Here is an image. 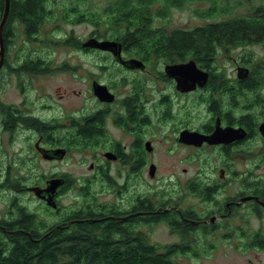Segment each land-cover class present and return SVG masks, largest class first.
<instances>
[{
	"label": "flooded vegetation",
	"instance_id": "af4514ba",
	"mask_svg": "<svg viewBox=\"0 0 264 264\" xmlns=\"http://www.w3.org/2000/svg\"><path fill=\"white\" fill-rule=\"evenodd\" d=\"M10 21L11 10L6 23ZM18 24L23 23H11ZM7 33L0 74L12 70L20 75L21 100L8 103L0 97V132L8 134L11 145L16 143L0 162V200L6 210L0 214L1 230L8 232V222L30 215L46 226L43 244L46 237L72 235L95 223L111 231L112 250L125 252L141 240L168 255L171 264H183L184 258L213 264L218 250L240 252L236 264H259L252 254L264 253V57H233L230 68V61L220 56L231 58L236 47L264 46V41L219 47L203 62L178 60V51L175 58L143 55L126 50L120 40L97 35L88 39L117 40L122 49L102 50L84 46L88 39L82 44L76 40L84 53L104 54L99 69L108 80L93 72L88 92L73 89L75 104L69 110L51 94L39 89L35 94L31 78L76 68L32 53L13 63L9 46L14 40ZM39 38L26 35L28 42ZM190 60L207 79L181 90L178 74L172 76L168 66ZM58 90L59 99L69 94ZM182 97L193 100L196 117L178 125ZM189 133L196 139L184 141ZM178 143L194 151L211 150L223 162L210 167L199 161L197 174L186 180L178 179V171L161 174L165 165L157 159L158 147L175 155L171 166L178 169ZM69 159L78 166L88 163L87 172L58 169ZM38 160L50 167L41 177ZM70 195L73 199L64 202ZM44 196H51V202ZM35 227L31 223L26 232L31 235ZM160 233L169 239H160Z\"/></svg>",
	"mask_w": 264,
	"mask_h": 264
},
{
	"label": "trees",
	"instance_id": "16d2710c",
	"mask_svg": "<svg viewBox=\"0 0 264 264\" xmlns=\"http://www.w3.org/2000/svg\"><path fill=\"white\" fill-rule=\"evenodd\" d=\"M105 1L100 9L71 8L64 17L71 20L70 17H75L74 21L87 20L102 27L101 32H97L98 37L120 40L126 50L143 55L161 53L170 58H175L178 51V60L195 57L207 62L219 47L232 48L264 41V5L254 7L247 14H232L231 8L222 6L219 0H204L211 4L203 17L231 14L193 28H170L168 24L158 22L167 21L173 8L202 0ZM52 3V0H11V21L23 23L27 37L34 38L54 15ZM5 6L6 0H0V22ZM11 21L5 23L4 28V32L8 30V38L16 29ZM88 127L92 128L93 124ZM31 223L36 227L30 235L26 231H30ZM42 223L24 215L20 220L8 222L7 228L12 232L0 228V264H171L168 255L158 254L141 240L125 252L112 250L111 231L101 230L95 223L82 226V230L73 231L72 235L59 233L46 237L41 244L42 231L46 227Z\"/></svg>",
	"mask_w": 264,
	"mask_h": 264
},
{
	"label": "rangeland",
	"instance_id": "374dc122",
	"mask_svg": "<svg viewBox=\"0 0 264 264\" xmlns=\"http://www.w3.org/2000/svg\"><path fill=\"white\" fill-rule=\"evenodd\" d=\"M219 0L222 6L228 5L231 8L232 14H247L254 7L264 5V0ZM52 5L54 4V15L50 17L49 21L45 24L42 29V33H39V40L36 39L34 41L28 42L25 35V25L18 24L16 25V29L12 35L14 41H12L11 54L10 59L13 63L16 62L17 59L25 60V57L29 56L31 53L33 56H45L50 61L53 62L54 65L60 62H70L72 66L76 68V70H72L71 72H61L54 73L53 75H47L44 77H40L37 80H33L31 78V83L36 88L35 94L38 92L37 90H42L48 94H51L53 97H56V100L68 107L69 110L73 109L74 98H73V89H81L86 92L89 91V77L93 72H96L98 76L103 77L105 81L108 80V76L105 75L100 69L101 58L104 54L98 55L96 54H86L84 53V48L81 45L84 40H87L90 36L97 35V32H101L102 27H96L91 22L87 20L74 21L73 18L67 19L64 17L69 9L80 7L83 11H89L90 9H100L102 5L105 4V0H52ZM209 1H191L185 4L180 8H173L171 15L167 21L160 20L158 23L168 24L170 28H193L198 25L205 24L207 22H211L215 19L226 18L230 14L226 15L222 13L218 17L207 18L202 15L207 11L206 8L210 6ZM233 9V10H232ZM0 19H1V11H0ZM99 28V29H98ZM105 33V31H102ZM110 38V37H105ZM63 40H66L63 42ZM74 40H80L81 44L77 45ZM1 50V48H0ZM221 53V52H220ZM219 53V54H220ZM223 54V53H222ZM231 58H225L224 56H220V59L225 63L229 61V67L233 68L234 62L233 57H244L251 54L254 56L258 55L260 57H264V46L260 45H249V46H241L236 47L231 51ZM22 57V58H19ZM109 62L108 60H105ZM104 64V63H103ZM14 65V64H12ZM76 72V73H75ZM19 74H14V71L10 70L9 72L3 70L0 74V97L3 101L8 103L11 102H20L21 98L18 95V81L20 80ZM24 76V75H23ZM21 76V79L23 78ZM64 89L69 92V94L63 98L59 99L58 95L60 92L58 88ZM77 102V101H75ZM195 107L193 106V100L190 97H182L179 99L178 104V125L187 118H195L196 116ZM2 132V129H1ZM0 134H3L1 133ZM0 162H3V159L7 157V155L11 154L12 148L15 145L8 138V134H3L0 137ZM165 148L158 147V151L156 153L157 159L161 160L162 167L160 171L161 174H169L174 171H178V179L186 180L192 178L199 171L198 162L201 161L202 165L214 167L218 164H221L223 160L221 158L212 155L211 150H198L194 151L193 149L181 146L178 143V169L174 166H171V163H175V155H171L170 153H166ZM7 154V155H5ZM83 155V154H82ZM92 158L89 157L88 161ZM195 163V164H193ZM89 165L86 163L84 166H78L76 162L69 159L67 162L62 163L58 169L72 171L73 173H84L87 172ZM174 168V169H173ZM35 171V170H34ZM50 171V167L47 166L46 162L38 160L37 173L40 175L47 173ZM35 173V172H34ZM159 183L156 185V189L158 188ZM94 191L96 192V188L94 187ZM73 199L72 195L64 198V202H69V200ZM5 203L1 199L0 200V214L4 211ZM4 210V211H3ZM160 239L167 240L169 236L163 233H160ZM253 253L252 257L256 258V262L262 264L264 261V253L259 252ZM240 252L230 250L225 252L223 250H218L214 254L215 261L213 264H236L239 261ZM183 264H194L191 259L184 258ZM209 262V261H208ZM207 264V263H204Z\"/></svg>",
	"mask_w": 264,
	"mask_h": 264
},
{
	"label": "water",
	"instance_id": "95a60500",
	"mask_svg": "<svg viewBox=\"0 0 264 264\" xmlns=\"http://www.w3.org/2000/svg\"><path fill=\"white\" fill-rule=\"evenodd\" d=\"M10 7H11V0H6L4 14L0 22V48H1L0 54L2 56V60L4 56V51H5L3 33H4L5 23L9 17ZM84 46L98 48L102 50L120 51L122 49V44L118 42L117 40H109V39L99 40L95 37L88 39L84 43ZM2 60L0 61V67L2 65ZM132 62L134 65H140V62L138 60H133ZM168 72L172 76H176L178 74V88L181 90H191L195 87V82L197 80H199L200 84L202 85L203 83H205L207 79V75L203 71L197 68L196 62L194 60H190L188 62H183V63H178V65H170L168 66ZM193 137L194 136L191 133H189V135L184 134L182 139L184 141H193L192 140ZM42 192L43 190L41 189L38 192V194H40V197H43ZM45 192L49 193L50 190L47 188L45 189ZM44 197L49 202H51V196H44Z\"/></svg>",
	"mask_w": 264,
	"mask_h": 264
}]
</instances>
